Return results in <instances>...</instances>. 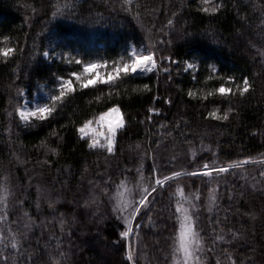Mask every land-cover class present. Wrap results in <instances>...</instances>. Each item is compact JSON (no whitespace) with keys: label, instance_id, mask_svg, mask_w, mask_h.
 <instances>
[{"label":"trees","instance_id":"1","mask_svg":"<svg viewBox=\"0 0 264 264\" xmlns=\"http://www.w3.org/2000/svg\"><path fill=\"white\" fill-rule=\"evenodd\" d=\"M74 3L76 9L72 17L52 19L49 0H0V46H6L2 36L8 35L12 45L24 49L23 52L17 51L8 62L0 59V168H10L18 192L32 204L29 211L36 218L37 225L42 220L47 223L51 219V210L45 202H41L42 211H35L37 185L53 194L59 193L60 203L56 207L66 214L68 220L62 238L63 247L71 250L68 264H122L120 229L111 215L107 197L100 198L98 209L83 207L89 180L112 173L118 176L119 170L124 168L134 169L139 162L135 145L146 147L149 137L152 141L160 140L159 147L152 143L158 157L168 159L177 155V167L192 159L183 140L191 141L197 155L204 157L211 156L206 151L211 146L222 160L264 153V63L249 44L251 41L257 47H264V39L259 35L262 29L258 27L260 11L251 6L252 3L264 5V0H211L213 5H223L214 14L199 10L204 6L202 0H139L142 6L139 21L121 11L119 0H74ZM173 12L175 16H172ZM169 18L174 20V27L168 30L169 36L165 39H171V45L160 46L158 55H170L177 61H191L195 57L200 62L199 75L193 81L194 73L185 72L184 65L178 64L172 66L171 80L168 74L154 72L134 75L127 82L132 87L148 83L149 92L125 91L122 85L121 95L114 96L113 100L122 106L126 128L118 137L114 156L106 159L95 150H89L76 131L84 119L98 116L104 110L103 104L95 100L98 93L91 89L73 96L60 112L35 127H25L18 117L8 116L14 111L18 88H24L26 95L31 97L41 84L53 86L52 73L66 74L74 70L73 66L53 62L42 55L33 57L36 51L34 42L39 52L43 51L44 45L59 44L66 46V50L78 49L114 58L121 53L126 42L146 43L149 34L145 29L153 23L159 29ZM160 36L159 32L153 31L150 38L157 40ZM206 64H215L222 72L247 75L254 82V90L244 97L236 96L223 103H220L219 94L208 100L189 97V89L203 96L218 86L219 81L205 82L208 75ZM104 91L107 95V88ZM213 99L221 108H227L229 102L236 108L229 121L207 118V111L216 106ZM168 100H171L170 104ZM149 107L160 111L149 113ZM148 116L152 117L151 121ZM162 124L164 128H161ZM175 125H179V129L173 131L171 137L161 135ZM53 131L57 135H51ZM41 141H46L48 147L41 146ZM49 148H56L57 154L53 155ZM46 160L51 166L44 163ZM150 163V160L146 162ZM248 172L258 176L252 166H248ZM185 183L191 184L192 181ZM220 183L221 191L226 184L237 194V200L229 201L226 195L221 200V216L224 209L231 207L229 222L247 233L245 243L256 250L252 254L255 264H261L264 260V191L244 188V181L232 175L222 178ZM196 184L199 185L200 181L197 180ZM242 191L246 194L240 197ZM161 204H167L166 195L161 198ZM236 207L242 213L254 212L256 219L235 215ZM155 215L154 212V218ZM54 224L53 221L48 227L34 228V235L26 244L29 253L35 255L39 251L32 247L37 242L43 249L53 232L60 234ZM69 231L72 233L70 238ZM166 236L167 232H162L159 227L142 228L138 238L140 264H163L160 249ZM157 241H160L159 245ZM51 244L54 245L55 241ZM243 254H247L246 250ZM155 257H160L159 261Z\"/></svg>","mask_w":264,"mask_h":264},{"label":"snow or ice","instance_id":"2","mask_svg":"<svg viewBox=\"0 0 264 264\" xmlns=\"http://www.w3.org/2000/svg\"><path fill=\"white\" fill-rule=\"evenodd\" d=\"M120 9L132 15L139 21L141 16V4L139 0H119ZM200 11L204 13H217L223 6L222 3L213 5L211 0H202ZM253 9L260 11V23L262 29L260 38L264 39V5L252 3ZM52 9L51 18L57 16L74 15L76 5L74 0H49ZM33 11L35 9L33 8ZM176 13L173 12L172 16ZM143 28L144 25L141 24ZM174 27V20L169 18L159 29L153 23L145 30L149 34L147 42L127 43L121 53L116 57L90 54L78 49H67L59 44H47L43 51L39 52L36 43H33L35 55H42L45 59L61 64L73 66L72 71L66 74L52 73L53 86L48 91L49 102L38 104L30 108L24 101L26 95L24 88H18L16 93V104L14 111L9 112V117H18L25 127H35L40 122H47L50 117L60 112L69 100L76 94H83V90L91 89L98 94L95 100L104 106V110L98 116L86 118L76 127L79 138L84 141L89 150H95L107 159L116 153L118 137L126 128L125 117L122 115L121 104L113 100L114 96H120L121 86L125 91L149 92L150 85L144 83L132 87L128 85L136 74H147L163 72L168 74L171 80L172 66L183 64L184 71L191 70L195 81L199 75L200 62L193 57L191 62L187 59L177 61L172 56L158 55L162 45H171L169 31ZM153 31L161 34L157 40L151 39ZM8 35L2 36V42L6 46H0V59L8 62L14 58L17 51L24 49L19 45H12ZM249 44L256 49V54L264 63V47H257L251 41ZM166 65V66H165ZM208 75L205 82L219 81L217 87L208 91L203 96L189 89V97L208 100L217 94L224 100L236 96L244 97L246 93L254 90V82L247 75L237 76L234 73L222 72L215 64H206ZM179 72V68H177ZM232 85L235 87L233 88ZM45 85L41 84L43 88ZM107 88V95L104 89ZM216 105L207 111V118L214 121H229L236 112V108L229 102L227 108H221L219 103L213 99ZM167 103H171L168 100ZM149 113H158L160 109L149 107ZM147 119L151 121L152 117ZM165 126L162 124L161 128ZM179 125H175L171 131L165 130L162 136L171 137L173 131H178ZM55 136L57 133H50ZM184 136L183 133H180ZM152 143L160 146V140L152 141L142 148L140 144L135 145L138 150L139 162L134 169L124 168L119 170V175H100L96 180H89V188L83 197V207L99 208L101 197H107L111 205V215L117 221L120 229L118 238L122 251V264H140L141 253L139 251V235L143 227H159L162 232H167L163 238V248L160 249L163 264H255L254 256L256 250L246 245L247 233L242 228H237L229 222L231 207L224 209V215L220 214V202L227 196L229 201L237 200V194L225 184L221 191V179L229 175L237 176L244 181V188L264 191V153L258 156L247 155L243 158L222 160L218 153L208 146L206 151L211 153L210 157L197 155V149L191 141L183 140L188 145L187 152L192 159L185 165L177 167L178 157L173 154L168 159L157 156L152 148ZM41 146L48 147L46 141H41ZM53 155L57 154L56 148L48 149ZM201 150H204L201 142ZM17 159H19L17 157ZM150 164H146L147 161ZM203 161L202 163L200 161ZM45 164L51 166L46 160ZM248 166H252L258 172V176H252L248 172ZM147 173V174H146ZM192 181L191 184L185 181ZM200 184L197 185L196 181ZM29 187L31 185L29 184ZM113 189L115 190L113 192ZM246 193L241 192L240 197ZM167 196V204H161V198ZM47 204L51 210V219L41 221L37 225L29 209L32 204L18 192L14 183V176L10 168H0V264H68L70 249L63 247V236L68 220L64 212H59L57 205L60 203L59 193L53 194L40 185L36 187V199L34 201L35 211L40 212L41 202ZM239 202V201H238ZM27 205V208L25 207ZM157 205H161L157 208ZM156 213L155 218L153 213ZM96 215V213H93ZM235 215L247 216L255 220L252 211L240 212L239 207L235 209ZM147 217V220H145ZM75 217H73V220ZM55 222L53 227L59 228V235L55 232L48 236L49 243L40 249L39 243L33 248L39 249L35 255L29 253L26 244L30 236L34 235V228L38 226L48 227ZM169 222L170 226H169ZM70 238L72 233H67ZM51 241H55L52 245ZM160 241H157V245ZM264 249V244H262ZM246 250L247 254H243ZM159 261L160 257H155ZM261 264H264L262 260Z\"/></svg>","mask_w":264,"mask_h":264},{"label":"rangeland","instance_id":"3","mask_svg":"<svg viewBox=\"0 0 264 264\" xmlns=\"http://www.w3.org/2000/svg\"><path fill=\"white\" fill-rule=\"evenodd\" d=\"M191 62V61H190ZM189 72H192L191 70H189ZM151 74V73H148ZM147 75V74H146ZM52 87H49L47 85H45L43 88H41L40 86L35 90V92L33 93V95L31 97L25 95L24 97V101L23 102H27L28 106L30 108H34L36 105L38 104H44V103H48L49 102V98H48V91L51 89Z\"/></svg>","mask_w":264,"mask_h":264},{"label":"water","instance_id":"4","mask_svg":"<svg viewBox=\"0 0 264 264\" xmlns=\"http://www.w3.org/2000/svg\"><path fill=\"white\" fill-rule=\"evenodd\" d=\"M136 75H140L141 76V74H136ZM143 75H146V74H143ZM148 75V74H147Z\"/></svg>","mask_w":264,"mask_h":264},{"label":"bare ground","instance_id":"5","mask_svg":"<svg viewBox=\"0 0 264 264\" xmlns=\"http://www.w3.org/2000/svg\"><path fill=\"white\" fill-rule=\"evenodd\" d=\"M148 74V73H147Z\"/></svg>","mask_w":264,"mask_h":264}]
</instances>
